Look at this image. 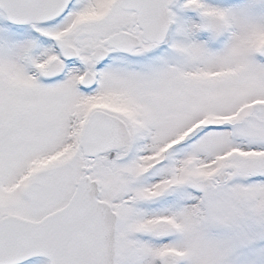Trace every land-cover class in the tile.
Segmentation results:
<instances>
[{"label":"snow or ice","instance_id":"obj_1","mask_svg":"<svg viewBox=\"0 0 264 264\" xmlns=\"http://www.w3.org/2000/svg\"><path fill=\"white\" fill-rule=\"evenodd\" d=\"M0 264H264V0H0Z\"/></svg>","mask_w":264,"mask_h":264}]
</instances>
